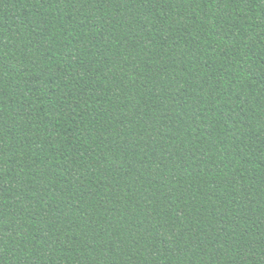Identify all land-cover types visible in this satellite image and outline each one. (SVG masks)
<instances>
[{
	"label": "trees",
	"instance_id": "1",
	"mask_svg": "<svg viewBox=\"0 0 264 264\" xmlns=\"http://www.w3.org/2000/svg\"><path fill=\"white\" fill-rule=\"evenodd\" d=\"M0 264H264V0H0Z\"/></svg>",
	"mask_w": 264,
	"mask_h": 264
}]
</instances>
